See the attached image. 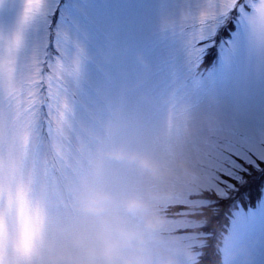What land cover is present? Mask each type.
Returning a JSON list of instances; mask_svg holds the SVG:
<instances>
[{
    "label": "rangeland",
    "instance_id": "1",
    "mask_svg": "<svg viewBox=\"0 0 264 264\" xmlns=\"http://www.w3.org/2000/svg\"><path fill=\"white\" fill-rule=\"evenodd\" d=\"M59 2L43 0L37 9L40 0H0V180L30 183L53 235L58 222L80 220L73 187L143 196L168 220L161 242L187 244L196 258L223 202L264 170V0L243 8L238 0L67 2L59 51L40 91ZM210 2L225 16L201 24ZM229 13L237 30L204 75V55ZM119 146L151 157L167 174L153 180L106 155ZM47 162L64 165V175H46ZM234 225L229 264H264V201ZM193 259L180 255L178 264Z\"/></svg>",
    "mask_w": 264,
    "mask_h": 264
},
{
    "label": "clouds",
    "instance_id": "2",
    "mask_svg": "<svg viewBox=\"0 0 264 264\" xmlns=\"http://www.w3.org/2000/svg\"><path fill=\"white\" fill-rule=\"evenodd\" d=\"M106 155L134 165L153 180L167 174L159 162L125 146ZM70 191L80 220L58 222L53 235L48 209L34 196L30 183L0 180V264H178L180 255L194 258L187 244L161 242L168 220L145 197L117 198L92 183Z\"/></svg>",
    "mask_w": 264,
    "mask_h": 264
},
{
    "label": "trees",
    "instance_id": "3",
    "mask_svg": "<svg viewBox=\"0 0 264 264\" xmlns=\"http://www.w3.org/2000/svg\"><path fill=\"white\" fill-rule=\"evenodd\" d=\"M262 177H264V170L262 172L258 173V175H256V179L258 181H256V184H255V187L254 188L251 186L252 184H250L247 181L244 185H242V187H240L236 191V193H235L234 196H237L239 193L245 194L247 196H249L250 194H251V196H253L255 194H256V196H258L260 194L259 190L261 188L260 182L262 180ZM253 181H254V179L252 178L250 180V182H253ZM253 198L254 197H251V199H253ZM212 207L213 206L210 205V206H207L206 208H208L209 210H211ZM225 208H226V206H225ZM208 209H207V212H208ZM208 213H210V212H208ZM227 216H228V212H226L224 208L223 209L221 208V210L219 211V213H217V218L218 217L219 218H218V220H216L217 222L214 225V229H213L214 232L212 233L211 240H210L211 242L209 243V246L207 247V250H206V256L208 257L207 258L208 261H207V259L206 260H203V262H201L200 264H213L214 263V260L212 259V256H213L212 254H213L214 244L215 243L213 241H217V240L214 239L213 237L216 235V232L221 229V227L224 226V229H225V227L227 226V223H228V221L226 222Z\"/></svg>",
    "mask_w": 264,
    "mask_h": 264
},
{
    "label": "snow or ice",
    "instance_id": "4",
    "mask_svg": "<svg viewBox=\"0 0 264 264\" xmlns=\"http://www.w3.org/2000/svg\"><path fill=\"white\" fill-rule=\"evenodd\" d=\"M208 7H209L210 11H203V12L199 13V18H200L201 24H204L209 19H213V18H217V17L221 18V17L225 16L224 12H217L214 10L216 5H214L213 3L210 2ZM243 7H244V5H241V8H243ZM231 11H236V9L232 8ZM238 14H239V12H238ZM49 46L54 47V48L59 47L58 43L50 44ZM2 73H3V67H2V65H0V76H2ZM150 119H153V120L155 119L154 114L150 117ZM233 164H234V166L238 167V165H235V161H233ZM225 175L233 176L234 174L233 173H225ZM248 229L252 230L251 224L248 225Z\"/></svg>",
    "mask_w": 264,
    "mask_h": 264
},
{
    "label": "bare ground",
    "instance_id": "5",
    "mask_svg": "<svg viewBox=\"0 0 264 264\" xmlns=\"http://www.w3.org/2000/svg\"><path fill=\"white\" fill-rule=\"evenodd\" d=\"M235 38H236V36H235Z\"/></svg>",
    "mask_w": 264,
    "mask_h": 264
}]
</instances>
